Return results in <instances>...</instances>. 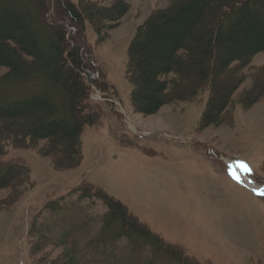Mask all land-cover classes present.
I'll use <instances>...</instances> for the list:
<instances>
[{
	"label": "trees",
	"instance_id": "trees-1",
	"mask_svg": "<svg viewBox=\"0 0 264 264\" xmlns=\"http://www.w3.org/2000/svg\"><path fill=\"white\" fill-rule=\"evenodd\" d=\"M130 1L0 0V68L5 70L0 76V157L9 145L36 148L55 171L81 164L83 130L95 128L101 116L98 101L89 98L91 87L107 91L83 46L85 27L101 44L120 26ZM166 1L136 28L127 48L124 74L133 112L150 116L165 105L197 102L206 94L198 122L203 130L231 118L235 100L243 110L263 100L264 65L244 70L264 52V0ZM51 3L55 23L46 17ZM248 79L250 86L239 91ZM28 180L25 167L0 165V190L9 189L12 200L23 194ZM71 194L76 203L95 200L105 207L100 227L91 235L81 209L70 212V225H59L57 236L32 223L33 253L47 246L61 249L43 264H119L111 245L119 241L131 256L148 251L149 258L138 264H154L156 257L169 264H195L101 188L82 182ZM64 203L60 197L44 209L65 217Z\"/></svg>",
	"mask_w": 264,
	"mask_h": 264
},
{
	"label": "rangeland",
	"instance_id": "rangeland-1",
	"mask_svg": "<svg viewBox=\"0 0 264 264\" xmlns=\"http://www.w3.org/2000/svg\"><path fill=\"white\" fill-rule=\"evenodd\" d=\"M90 1L106 5L110 0ZM166 5V0H131L120 26L101 44L85 27L83 46L107 91L91 87L89 98L98 101L101 116L95 128L83 130L82 160L76 169L53 170L50 158L39 155L36 148H5L0 165L25 167L29 182L16 200L10 198L9 189L0 190V264H43L61 253L52 246L33 253L32 223L57 236V227L70 225L69 214L81 209L90 234L96 233L105 207L95 200L76 203L71 192L82 182L119 201L195 264H264V99L248 110L235 100L231 118L220 127L203 130L198 122L206 94L197 102L165 105L150 116L131 109L124 74L127 48L136 28L153 10ZM49 8L46 17L55 23L54 4ZM263 65L261 52L244 72ZM4 73L0 68V76ZM250 84L246 80L239 91ZM229 163L239 171L238 178ZM60 197H65V217L44 209ZM111 245L119 264L149 258L146 249L129 255L124 241ZM154 264L169 263L156 257Z\"/></svg>",
	"mask_w": 264,
	"mask_h": 264
},
{
	"label": "bare ground",
	"instance_id": "bare-ground-1",
	"mask_svg": "<svg viewBox=\"0 0 264 264\" xmlns=\"http://www.w3.org/2000/svg\"><path fill=\"white\" fill-rule=\"evenodd\" d=\"M235 172H239V171L235 168Z\"/></svg>",
	"mask_w": 264,
	"mask_h": 264
},
{
	"label": "snow or ice",
	"instance_id": "snow-or-ice-1",
	"mask_svg": "<svg viewBox=\"0 0 264 264\" xmlns=\"http://www.w3.org/2000/svg\"><path fill=\"white\" fill-rule=\"evenodd\" d=\"M243 167V166H242Z\"/></svg>",
	"mask_w": 264,
	"mask_h": 264
}]
</instances>
